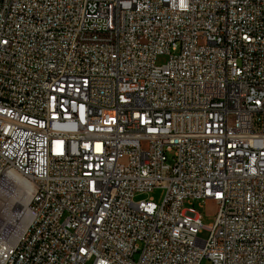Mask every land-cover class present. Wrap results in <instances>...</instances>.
<instances>
[{
  "label": "built area",
  "instance_id": "2783aa9c",
  "mask_svg": "<svg viewBox=\"0 0 264 264\" xmlns=\"http://www.w3.org/2000/svg\"><path fill=\"white\" fill-rule=\"evenodd\" d=\"M16 177L33 216L0 264H264V0H0Z\"/></svg>",
  "mask_w": 264,
  "mask_h": 264
},
{
  "label": "rangeland",
  "instance_id": "374dc122",
  "mask_svg": "<svg viewBox=\"0 0 264 264\" xmlns=\"http://www.w3.org/2000/svg\"><path fill=\"white\" fill-rule=\"evenodd\" d=\"M168 60L167 55H160L157 58V63L162 64ZM3 192L0 194V229H3L7 233L14 229L12 225H6L8 222L7 216L8 213L11 214L10 218H13L17 207L21 203H25L24 199L27 197V208L29 205V200L31 196V189L29 184L23 180L20 177H16L15 181L13 183H6L3 186ZM8 194V195H7ZM166 195V189L165 188H156L150 193H143L136 195L135 199L138 200H149L152 199L156 204L161 205L164 201ZM196 208H198L202 213V223L206 226L212 224L215 220V214L217 207L215 204L211 201H207L205 203H202V207L199 206L198 203H196ZM21 211V210H20ZM27 211L24 210V213ZM17 222V221H16ZM15 222V223H16ZM200 237L206 238L207 237V231L204 230L203 233L200 234ZM202 264H209L208 260H204Z\"/></svg>",
  "mask_w": 264,
  "mask_h": 264
},
{
  "label": "bare ground",
  "instance_id": "6f19581e",
  "mask_svg": "<svg viewBox=\"0 0 264 264\" xmlns=\"http://www.w3.org/2000/svg\"><path fill=\"white\" fill-rule=\"evenodd\" d=\"M4 184H6V183H4ZM4 184H3V186H4ZM30 198H31V196H30ZM24 201H25V203H21L17 207L16 211L15 212H12V213L19 212L18 214H14L13 215V218H10L11 217V214L10 213H8V215L10 217L7 216V220H8L7 222L8 223L6 225H12L13 226L14 229L11 231V236L14 239L17 238L26 229V227L30 223L31 217L33 216V207H28L27 208V206H26V204H27V202H26L27 201V197H25ZM29 202H30V200H29ZM24 210L27 211V212L24 213Z\"/></svg>",
  "mask_w": 264,
  "mask_h": 264
}]
</instances>
